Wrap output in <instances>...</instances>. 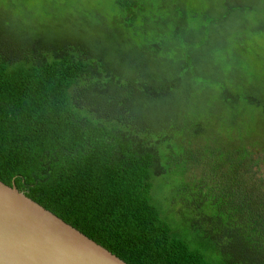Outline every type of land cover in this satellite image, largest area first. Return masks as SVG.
<instances>
[{
    "label": "trees",
    "instance_id": "trees-1",
    "mask_svg": "<svg viewBox=\"0 0 264 264\" xmlns=\"http://www.w3.org/2000/svg\"><path fill=\"white\" fill-rule=\"evenodd\" d=\"M194 7L117 0L112 24L47 26L0 10V179L129 264H264V84L221 34L234 8ZM208 128L235 146L215 165ZM169 172L194 235L153 200Z\"/></svg>",
    "mask_w": 264,
    "mask_h": 264
},
{
    "label": "rangeland",
    "instance_id": "rangeland-1",
    "mask_svg": "<svg viewBox=\"0 0 264 264\" xmlns=\"http://www.w3.org/2000/svg\"><path fill=\"white\" fill-rule=\"evenodd\" d=\"M155 5L161 3V0H153ZM193 2L195 11L202 13L206 2L211 0H188ZM117 0H0V10H11L13 16L24 18L26 21L34 24L39 23L43 26L51 24L52 20L58 18V21L66 23L67 19L78 20L89 24H99L103 19L104 22L110 23L112 18L118 13L116 8ZM226 8L233 9L232 20H238L242 27L234 30L229 24L221 30L222 35L230 36V54L248 67L245 68L244 79L246 74L253 73L256 77L255 83L264 84V0H226ZM218 11H222L219 7ZM207 17V15H203ZM9 21L8 15L0 13V27ZM112 24V23H110ZM0 29V31H1ZM97 30H93V34H97ZM135 35V34H134ZM51 36V35H50ZM239 39V40H238ZM135 45V40L132 41ZM237 45L244 52H248L251 56L247 57L238 51ZM131 54L133 52L131 51ZM199 107V104H194ZM211 111V110H210ZM212 112V111H211ZM214 116H218L217 111L212 112ZM209 129V143L203 140L205 146L198 150L199 158L208 160L211 165L214 161L219 160L226 151L233 150L235 146H225L218 133H212ZM261 139H264V123L260 125ZM224 134H227L226 132ZM161 149V148H160ZM255 156L263 157L261 164V175H264V151L256 152ZM204 165V164H203ZM197 171V168L194 169ZM179 179L173 172L157 176L153 181L151 191L153 200L159 205L164 214H168L172 225L183 232L194 235L197 230L191 226L194 220L190 209H182L180 195L177 193ZM216 199L211 198L210 207L215 206ZM205 242H207L205 240Z\"/></svg>",
    "mask_w": 264,
    "mask_h": 264
},
{
    "label": "water",
    "instance_id": "water-1",
    "mask_svg": "<svg viewBox=\"0 0 264 264\" xmlns=\"http://www.w3.org/2000/svg\"><path fill=\"white\" fill-rule=\"evenodd\" d=\"M0 264H129L0 179Z\"/></svg>",
    "mask_w": 264,
    "mask_h": 264
}]
</instances>
